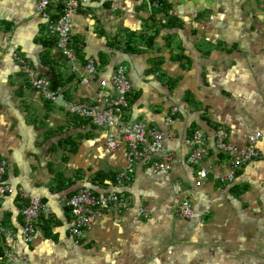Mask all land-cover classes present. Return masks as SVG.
Wrapping results in <instances>:
<instances>
[{
    "label": "crops",
    "instance_id": "obj_1",
    "mask_svg": "<svg viewBox=\"0 0 264 264\" xmlns=\"http://www.w3.org/2000/svg\"><path fill=\"white\" fill-rule=\"evenodd\" d=\"M38 1L0 0V159L10 188L0 193V223L10 231L0 233V264H264V3L80 0L70 62ZM14 53L55 85V99L31 87ZM88 60L97 73L84 83ZM118 66L131 84L119 117L163 133L164 150L152 160L171 154L168 171L137 161L122 187L113 178L125 166L126 144L116 135V147L108 148L106 129L78 114L114 95L110 77ZM219 129L236 145L260 135V158L232 181L222 180L229 166L216 148ZM195 130L208 147L198 165L188 162ZM82 187L122 191L128 207L102 209L76 237L63 198ZM21 193L43 203L28 242ZM181 200L192 218L176 214Z\"/></svg>",
    "mask_w": 264,
    "mask_h": 264
},
{
    "label": "built area",
    "instance_id": "obj_2",
    "mask_svg": "<svg viewBox=\"0 0 264 264\" xmlns=\"http://www.w3.org/2000/svg\"><path fill=\"white\" fill-rule=\"evenodd\" d=\"M264 3V0H260ZM80 0H58L61 9L56 14L49 11L51 0H39L37 12L46 20L47 31L54 37L56 46L60 52L70 61L75 62L76 55L71 46L72 15L79 6ZM13 58L18 62L21 71L28 78L29 84L45 100H53L56 91L51 88L49 79L35 75L33 68L20 55L14 53ZM82 82L87 83L97 73L96 64L88 60L83 67ZM114 87V95L104 99V105L98 107H81L78 114L87 119L91 124L106 129V144L113 149L117 145L116 135L126 144V163L123 169L115 173L113 181L116 187H122L131 180L134 165L142 161L151 165L157 170L168 171L170 169L171 154H164L161 159L152 160V157L160 154L163 148V133L156 127L144 122L128 123L122 120L119 115L128 106V95L131 91V84L126 75V68L118 66L110 77ZM104 84V82H103ZM175 110V109H174ZM259 133L250 134L246 137L243 145H236L226 140L223 130H218L215 137L216 148L225 157L229 166V172L222 180L232 181L235 172L245 163L260 158L261 154L257 147ZM187 142L192 145L188 155V162L198 165L204 156L208 154L206 137L199 130H195ZM6 169V161L0 159V193L9 191V186L4 182L3 175ZM200 177H205V168H199ZM24 200L21 208L22 228L21 236L25 242L32 239L36 231V219L43 208L39 196L26 195L21 193ZM64 205L69 209L71 215V232L76 237L84 235L85 231L91 228L96 217L102 209L110 206L128 207L127 198L122 191L111 190L104 193H96L93 190L82 187L70 196L63 198ZM175 212L183 218H192L195 213L187 200H181L175 205ZM0 233L10 235V231L0 223ZM1 260L2 257H0ZM9 262V259H5Z\"/></svg>",
    "mask_w": 264,
    "mask_h": 264
},
{
    "label": "trees",
    "instance_id": "obj_3",
    "mask_svg": "<svg viewBox=\"0 0 264 264\" xmlns=\"http://www.w3.org/2000/svg\"><path fill=\"white\" fill-rule=\"evenodd\" d=\"M161 6H162L161 9H162V8H163V9L165 8V4H164V2H161ZM60 9H61V4H60V3H57L55 14H56L57 12H59ZM71 46H72V44H71ZM51 88H52L53 90L56 91V87H55V85L52 84V83H51Z\"/></svg>",
    "mask_w": 264,
    "mask_h": 264
}]
</instances>
